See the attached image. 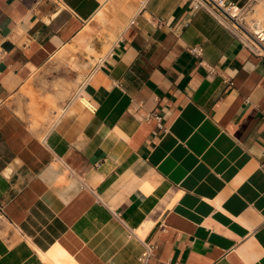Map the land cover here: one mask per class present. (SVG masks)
Masks as SVG:
<instances>
[{
    "label": "crops",
    "instance_id": "1",
    "mask_svg": "<svg viewBox=\"0 0 264 264\" xmlns=\"http://www.w3.org/2000/svg\"><path fill=\"white\" fill-rule=\"evenodd\" d=\"M147 243L264 264V56L192 0H0V264Z\"/></svg>",
    "mask_w": 264,
    "mask_h": 264
},
{
    "label": "built area",
    "instance_id": "2",
    "mask_svg": "<svg viewBox=\"0 0 264 264\" xmlns=\"http://www.w3.org/2000/svg\"><path fill=\"white\" fill-rule=\"evenodd\" d=\"M192 2H193V7H195V9L200 8V7L207 8L209 11L214 13L215 16L219 18V20L223 24L227 26H228L227 23L235 24L236 26L234 28L233 27L231 28L229 26L231 30H233L234 34H237V32L235 31L236 29H240L242 33H245L243 32V29L240 26H242L245 23L244 19H245L246 14H249L250 12L252 14L255 13V9L252 5V0L248 1L246 4H243V6H237L233 3L228 4L226 0H192ZM262 5L264 8V2H262ZM232 10H233V13H235L236 15H231L229 13ZM262 15L264 16V12L262 13ZM251 19L253 22L257 21L254 18H251ZM245 35H246L245 40H243L239 35L238 36L242 39V41H244L248 49L258 56H264V47L259 42V41H263L261 40V36H258L259 34H256V38H255V36L253 37L248 34H245ZM191 51L193 54L199 53L201 51V48H198V49L195 48V49H192ZM101 60L102 59L98 60L96 65L101 63ZM151 116L157 121L159 125L160 118L154 113H152ZM154 248H155V245H152L149 243L144 244V250L138 257V263L147 264L148 260L153 255Z\"/></svg>",
    "mask_w": 264,
    "mask_h": 264
},
{
    "label": "bare ground",
    "instance_id": "3",
    "mask_svg": "<svg viewBox=\"0 0 264 264\" xmlns=\"http://www.w3.org/2000/svg\"><path fill=\"white\" fill-rule=\"evenodd\" d=\"M231 15H236L235 13H233V10L232 11H230L229 12ZM259 22V21H258ZM249 23H251V22H249ZM253 23H257V21L256 22H253ZM228 24V26H230L231 28L233 27H235L236 25L235 24H233V23H227ZM233 24V25H232ZM260 24V23H259ZM244 25L245 24H243L242 26H240L242 29L243 28H246L247 29V31L250 33V36H255V38H256V34H259L258 36H261V40H263V41H259L258 39V41L260 42V44L264 47V27L263 26H260V25H258V26H255V25H253L252 24V26H251V28L250 27H248L247 25V27H244ZM237 30H239L240 31V29H236L235 31L237 32ZM243 32H245V33H242V32H240V33H242V35H243V37L237 32V34L243 39V40H245L246 39V35L245 34H248L246 31H244V29H243ZM249 35V34H248ZM149 225V224H148ZM144 227H147V224L144 226ZM150 227V226H149ZM144 232H145V230H142L141 228H139V229H136L135 231H134V233H135V235L136 236H138L139 238H143V236H144ZM38 253H39V255H40V257L42 258V260H44V262H45V264H58V263H56V262H54V261H52L50 258H47L44 254H42L39 250H38Z\"/></svg>",
    "mask_w": 264,
    "mask_h": 264
},
{
    "label": "rangeland",
    "instance_id": "4",
    "mask_svg": "<svg viewBox=\"0 0 264 264\" xmlns=\"http://www.w3.org/2000/svg\"><path fill=\"white\" fill-rule=\"evenodd\" d=\"M262 2H264V1L259 2L258 5H256L254 7L255 13L252 14L250 12L249 14H246L245 19H244V21H245L244 24L245 25H247L248 19H250V18H254V19L257 20V22L259 21L260 24L264 25V16L262 15V13L264 12V8H263V5H262ZM251 26H252V24H250L249 27L251 28Z\"/></svg>",
    "mask_w": 264,
    "mask_h": 264
},
{
    "label": "water",
    "instance_id": "5",
    "mask_svg": "<svg viewBox=\"0 0 264 264\" xmlns=\"http://www.w3.org/2000/svg\"><path fill=\"white\" fill-rule=\"evenodd\" d=\"M228 16V15H227ZM229 17V16H228ZM230 18V17H229Z\"/></svg>",
    "mask_w": 264,
    "mask_h": 264
}]
</instances>
